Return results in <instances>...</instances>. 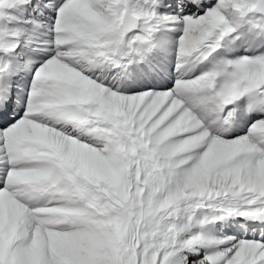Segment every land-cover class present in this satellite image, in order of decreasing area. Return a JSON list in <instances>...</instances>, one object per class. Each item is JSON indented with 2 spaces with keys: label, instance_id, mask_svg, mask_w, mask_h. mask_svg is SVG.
Here are the masks:
<instances>
[{
  "label": "snow or ice",
  "instance_id": "1",
  "mask_svg": "<svg viewBox=\"0 0 264 264\" xmlns=\"http://www.w3.org/2000/svg\"><path fill=\"white\" fill-rule=\"evenodd\" d=\"M0 264H264V0H0Z\"/></svg>",
  "mask_w": 264,
  "mask_h": 264
}]
</instances>
